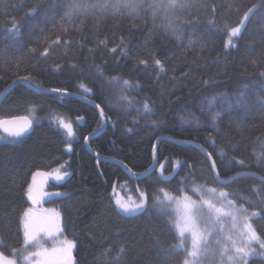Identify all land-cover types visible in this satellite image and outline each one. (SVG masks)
<instances>
[{
	"label": "trees",
	"instance_id": "16d2710c",
	"mask_svg": "<svg viewBox=\"0 0 264 264\" xmlns=\"http://www.w3.org/2000/svg\"><path fill=\"white\" fill-rule=\"evenodd\" d=\"M208 2L231 4L232 8L219 12L216 19L219 24V18L227 14L232 26L242 18L247 8L253 4L258 6L251 21L246 22L247 28L238 41V48L225 49L226 31L222 24L213 28L209 24L212 14L204 9L191 11L190 16L196 19L190 25H182L183 36L177 39L164 31L153 30L150 19L147 25L149 31L146 32L143 20L113 19L111 16L102 18L98 27L99 18L81 17L84 23L80 24L77 20L73 25H66L70 31L64 35L58 25L65 5L58 0H6L0 7V49L4 44L12 43V33L8 30L12 27L13 17L22 23V36L18 37L22 44L20 50L0 52V77H3L0 79V92L18 76L30 74L32 82L41 84L45 89H67L72 94L61 99L56 93L39 94L17 85L0 100V118L28 115L34 121L32 131L21 142L0 141V216L11 221L10 227L6 223L0 224V237L4 241L0 250L3 253L15 258L22 256L21 215L30 204L23 188L32 183L33 173L37 170H51L61 164H65L70 175L47 188L63 191L53 204L62 212L64 233L75 239V264H106L101 253L108 245L118 248L121 244L126 246L127 264H176L182 260L183 251L174 252L171 247L179 241L175 228L168 223L172 215L170 210L166 208L161 214L159 209L153 208V197L161 194L160 188L175 194L187 193L199 199H209L216 207H222L224 202L228 211L232 209L227 202L233 200L235 207L243 205L248 209V223L264 238V218L251 215L259 207L258 197L253 195L252 189L254 186L264 188L258 178L264 176V164L257 161V156L264 153V80L259 78L256 67L251 63L264 55V0ZM37 4L41 11L59 10L49 13L57 22L55 27L49 25V30L44 33L49 43L61 35L62 40L71 39L73 43L84 37L85 46L70 49L61 46L55 52L50 49L53 59L47 64H38L29 49L36 47L43 51L46 45H38L36 40L43 37L38 30L30 34V29L41 17L28 16L29 8L21 7ZM176 15L183 16L180 12ZM183 19L188 17L183 16ZM132 24L138 27L130 28ZM77 27L82 31L73 30ZM149 32L152 34L150 40L147 39ZM121 39L127 45L125 51L130 49L126 58L120 54ZM189 39H193L196 46L185 55ZM98 40H106L107 49L99 46L94 55L90 54L88 49L96 47ZM201 41L208 44L203 51L199 47ZM112 47H117L116 54L110 51ZM150 53L164 63V73L155 69ZM200 57L212 63L205 66ZM140 59L149 61L147 73L143 71L145 66L138 64ZM217 60L219 66L215 63ZM55 63L62 64L63 70L52 71ZM72 64L79 67L74 69ZM185 64L189 66L184 67ZM93 65L100 66L105 77L119 75L134 84L138 82L140 87L123 93L134 103L129 106L127 101L122 100L120 90L115 86L105 82L102 88V81L97 78ZM172 65L176 66L175 72ZM81 68L85 69L83 74ZM182 71L189 72V78L173 84V76L180 77ZM209 77H212L209 84L200 83ZM81 83L91 88L92 92L85 95L78 87ZM245 88L244 99H235ZM78 95L99 104L106 118L104 130L89 138L88 144L84 137L92 135L94 130L99 131L104 119L100 109ZM224 96L229 100L219 99ZM145 97L155 104V116L147 119L143 117ZM212 97L218 99L210 110L207 101ZM137 109H140V115ZM215 112L220 113L215 125L219 132L212 124ZM181 116L189 120L195 116L198 122L182 124ZM57 117H67L72 121V136L58 125ZM78 117H83V120H78ZM153 119L163 123L153 128ZM134 120H139V124H134ZM198 126L199 130H194ZM209 132L212 133L211 139ZM212 139L215 140L214 145ZM68 143L72 145L71 151L67 149ZM153 145H156L155 158ZM221 149L227 153L223 157L219 156ZM207 153H211L212 159L216 160L221 180L236 177L237 173L239 178L227 185L218 183ZM176 160L182 166L191 167L177 169ZM238 160H244L245 166L238 164ZM161 164L164 165L163 175L170 177L168 181L161 176ZM148 170L152 171L149 173ZM176 171L180 174L175 175ZM188 173L194 175L185 179ZM132 174L143 175L134 177ZM13 177L16 178L15 184L12 183ZM182 180L183 183L180 182ZM195 186H201V191H193ZM211 188H216L217 192H209ZM140 190L148 196V211L133 217L118 215L114 193L138 197ZM221 191L227 196L220 197ZM215 217V214L211 216L210 223L223 224L227 229L228 222L233 223L231 217L227 220ZM237 222L242 226L244 224L242 219ZM221 237L217 234V237L209 238L214 247L215 241ZM252 247L256 253L261 251L256 242ZM12 249L17 250L15 256ZM218 260L216 257L212 264ZM249 264H264V258L253 254L249 257Z\"/></svg>",
	"mask_w": 264,
	"mask_h": 264
},
{
	"label": "snow or ice",
	"instance_id": "6c2138e0",
	"mask_svg": "<svg viewBox=\"0 0 264 264\" xmlns=\"http://www.w3.org/2000/svg\"><path fill=\"white\" fill-rule=\"evenodd\" d=\"M6 3V0H0V7H2ZM58 3H63L65 5L62 15L60 17L59 28L64 35L69 34V28L66 25H73L77 20L80 21V24L84 23V20L81 19L87 18L89 16L99 18L97 19L96 26L98 27L102 22V18L111 16L113 19L118 17H126L129 20H143L145 22V31L148 30V22L149 19L151 21V26L153 30L156 31H164L170 35L175 36L177 39H181L183 36L182 25L184 24H192L193 18L190 16V13L193 9H204L206 11H210L212 14V19L209 20V24L213 28H217L222 24L224 31L227 33V41L224 45L225 49L228 50L230 48H238V41L243 38L244 30L247 28V23L250 22L252 16L254 15V10L257 9V5L253 4L252 7L247 8L246 11L243 12L242 18H240L235 26H232L227 20V14L221 16L219 18V24L217 22V14L222 12L225 8L231 9V4H223V3H209L208 0H94V2H89V0H58ZM27 6L29 11L26 13L28 16H39L41 19L37 22L33 29H30V34L34 31L39 32L40 37L43 39H37L36 43L39 45L41 43L46 46L43 48V51H39L38 48L33 47L29 49V52L33 54V59L37 61V63L47 64L49 60H52L53 57L50 53L55 52L57 48L63 46L65 49H70L72 47H80L83 48L84 45V37L75 43L71 39H61V35H57L56 39L48 42V38L44 37V33L49 30L48 26L53 25L56 26V19L54 16L49 15L50 12L59 11L58 9H46L41 11L40 6L37 5H22L21 7ZM264 6V5H262ZM239 11V8L236 9ZM180 12L183 16H187L188 19L184 20L183 16H177L176 13ZM7 15V13H5ZM12 27L8 31L12 33L11 44H4L3 48L0 49V52L7 51H19L22 47L20 39L18 37L22 36V23L13 17L11 21ZM138 27L137 24L130 25V28ZM73 30H80L81 28L77 27ZM131 34V33H130ZM9 37H5L8 39ZM147 39H152V34L149 32ZM99 46H103L104 49H107V41L106 40H98L96 47L89 48L88 52L90 54H95L97 48ZM196 46V42L193 39H189L187 45L185 46V55L191 49ZM120 54L123 57H127L130 49L125 51L127 45H124L123 39L120 41ZM200 49L203 51L208 47L207 42L201 41L199 43ZM117 47H112L110 51L113 54L117 53ZM151 58L154 62L155 69H158L159 72L164 73V63L155 57V54H151ZM170 59V58H169ZM202 63L207 66L212 63L211 61L205 59L204 57H200ZM195 63V61H193ZM216 65L219 66V61L217 60ZM253 66L256 67L258 76L261 80H264V55H262L259 60H253L251 62ZM139 65L145 66L143 71L147 73L149 71L148 64L149 61L147 59H140L138 61ZM35 66V65H34ZM74 69L79 67L76 64L71 65ZM96 68V76L98 79L102 81L101 87L103 88V83H107L110 86H115L119 88L121 93V99L127 101L128 105L131 106L134 102L130 100L127 96L123 95L129 89L140 87L139 83H133L129 79H123L119 75L105 77L103 70L100 66L93 65ZM188 64H185L184 67H188ZM154 69V70H155ZM63 70V65L60 63H55L52 71L60 72ZM173 72L176 71V66L172 65ZM81 74L85 72V69H80ZM88 75L91 77V70H88ZM166 75V73H165ZM190 76L189 72L182 71L180 73V77L173 76L172 83L177 84L181 81V79H188ZM3 77H0L2 79ZM159 79V76H157ZM212 77L208 79H202L200 83L207 85L209 84ZM17 85H22L27 87L31 91H34L39 94H47V93H56L60 96L61 99L65 95H69L67 89L61 88H52L45 89L39 83H33L31 75L18 76L16 79L12 80V82L2 91L0 92V97L6 96L7 93ZM80 89L83 90L85 95L92 92L91 88H88L85 84L81 83L78 85ZM245 90H242L235 99L243 100L245 96ZM218 97H212L207 101L209 109L214 106L215 101ZM222 101L229 100L228 97H219ZM135 103H139L136 101ZM96 108L100 109L101 117H104V110L100 107L99 104L95 105ZM155 104L151 102L149 98L145 97L143 102V117L147 119L148 117L155 116ZM137 114L140 115V109H137ZM78 120H83V117H78ZM180 121L182 124H189L192 122H198V118L193 116L191 120L188 118L181 116ZM220 119V113L215 112L212 114V124L214 130L219 132V128L215 127L216 122ZM56 122L59 126L65 128L69 135H72V126L70 123L66 122L63 117H57ZM134 124H139V120H134ZM163 121H157L153 119L151 121V126L153 128L158 127L162 124ZM33 128V120L29 119L28 116H13L10 118H2L0 119V130L6 135H0V141H7L9 143L15 144L21 142V140L29 133L30 129ZM199 130V126L194 129ZM98 130H94L93 135ZM131 131V129H129ZM209 138H212V133H208ZM85 141L88 140V137H84ZM159 139V138H157ZM213 145L215 144V140L212 139ZM202 147V146H201ZM72 145L71 143L67 144L68 151H71ZM235 150V149H234ZM206 152V149H204ZM227 153L221 149L219 152V156L223 157ZM156 155V145H153V157ZM208 159L211 160V169L214 173V179L220 183L227 185L232 182L234 179L239 178V173L236 174V177H229L227 180H221L220 173L217 170L216 160L212 159V154L207 153ZM235 159V157H233ZM258 164H264V153H261L257 156ZM241 166H245L244 160L236 161ZM126 167V166H125ZM175 167L177 169L181 167H191L190 165H181L179 160H176ZM60 169H64L62 172ZM161 176H163L164 181H168L170 177L164 176V165H160ZM54 173H56V179L62 180L64 177L70 175L64 165H61L60 168L54 169ZM149 173L152 170H148ZM40 173H33V181H35V176ZM179 171L175 172V175H179ZM255 176V173H250ZM143 175V174H142ZM188 175H194V173H188L185 176V179ZM261 184L264 185V176L258 177ZM16 178H12V183L15 184ZM181 183L184 180L180 181ZM23 188V185H21ZM13 189H9L12 191ZM24 194L28 197L29 200H32L33 203H36V194L34 192V183H28L26 188H23ZM115 192V186L113 188ZM193 191H201V186H195ZM209 192L215 194L217 192L216 188L208 189ZM160 193H163V198L160 195H155L153 197V208L159 209L161 214H164L166 208L169 206L171 202H175L181 211L179 212L178 219L169 220V224L175 228L176 236L178 239V243L172 245V250L174 252L183 251L184 255L182 260L176 262V264H212L216 257L219 258L218 264H249V257L253 254L259 255L264 258V238L257 233V231L252 227L250 223H248V209L241 205L240 207H235V201L229 200L227 203L229 207L232 209L231 211L224 212L221 208H217L215 204L209 199L201 198L200 202L194 201L191 197L185 195L182 198H176L170 195L166 189L160 188ZM252 193L254 196L258 197V210L251 213L252 216H261L264 218V188L254 186L252 189ZM54 195L60 196L62 194L55 193ZM220 197H226L227 193L221 191L219 193ZM246 199V198H245ZM148 196L145 192L140 193V197L138 202L127 203L122 201L121 199H115V209L117 210V214L123 217H133L138 214H142L145 211H148L147 208ZM11 203V200H9ZM249 204L252 201H248ZM206 206L209 211V219L211 216L215 214L219 217L221 214L225 216L231 217L233 221V229L236 228V221L242 219L244 221L243 229L237 233L236 238H233L232 235H226L223 237V241L221 239H217L215 241L216 247L212 246V241L209 239L211 233L207 229H202L200 227L201 220V210ZM8 224L9 227L11 225L10 219L5 218L4 216H0V224ZM21 225L23 229V240L24 244L28 245L30 242L35 243L38 230L33 227V219H32V210L30 208L24 209L21 215ZM55 232L60 233L63 229L59 225H54ZM19 232V229L17 230ZM43 231L47 232L49 236H53V226L44 228ZM119 232V230H117ZM253 242H256L259 245V249L261 250L259 253H256V249L252 247ZM4 241L3 237H0V246H3ZM62 248L60 251L64 253V264H72V250L75 247L74 241L65 240L63 242ZM113 252L115 255L113 256ZM17 253L16 249H12V255L15 256ZM30 256L41 257L44 256V252H35L30 253ZM102 256L105 257L106 264H127L125 257L127 256L126 246L121 244L117 247L113 245H108L107 248L101 253ZM111 257V259H108ZM25 260L28 257H24ZM0 264H16L14 259H9L6 257L3 252H0ZM37 264H42V262L38 261Z\"/></svg>",
	"mask_w": 264,
	"mask_h": 264
},
{
	"label": "rangeland",
	"instance_id": "374dc122",
	"mask_svg": "<svg viewBox=\"0 0 264 264\" xmlns=\"http://www.w3.org/2000/svg\"><path fill=\"white\" fill-rule=\"evenodd\" d=\"M66 122L70 123L72 126V135L74 133V126L72 125V121L67 118L63 117ZM0 135H4L1 130H0ZM70 135V136H72ZM64 165L65 164H61ZM61 165L56 166L54 169L60 168ZM54 169L51 170H37L35 173H40L35 176V181H33L32 178V183H34V192L36 194V203H33L32 200L30 201L29 206L27 207L32 210V219H33V227L38 230L36 242H30L28 245H23L22 249V256L21 258H15L12 256H7L5 253H3L6 257L9 259H14L16 261V264H37L38 261L42 262V264H64V253L60 251L62 248L63 242L65 240L68 241H74L71 236H68L67 234L64 233V231L60 233L55 232L54 225H59L63 229V217H62V212L61 210L53 204V200L62 196H56L54 195L55 193H60L63 194V191L59 188H50L48 189V186H53L54 183L59 182L60 180H57L56 173H54ZM61 172L64 169H60ZM145 192L144 190L139 191V196H123L119 192L114 193V202L115 199H121L124 202L127 203H133V202H138L140 193ZM167 192L172 195L173 197L176 198H182L183 196L187 195L191 197L192 200L200 202L201 198L193 197L190 194L183 193V194H175L173 192H170L167 190ZM161 198H163V193L160 194ZM224 202L222 207L218 205L219 208H221L224 212H227L228 208H224ZM217 207V208H218ZM168 210H170L171 219H178L179 212L181 209L178 208L177 204L175 202H171L169 206L167 207ZM201 220H200V227L202 229H207L211 235L209 238L213 239L217 237V234L220 235V239L223 241V237L226 235H232L233 238H236L237 233L243 229L242 225H239L238 222L236 221V228L233 229V223L228 222L229 226L228 229L224 227L222 224H212L210 223L209 219V211L206 206H204L201 210ZM224 216V217H222ZM228 219L229 216H225L221 214L219 217H215V219ZM225 223V221H224ZM53 226V236H49L47 232L43 231L44 228ZM210 239V240H211ZM214 243L212 242V246ZM214 247V246H213ZM75 248H76V242H75V247L72 250V264H75ZM0 252H2L0 250ZM35 252H44L45 255L41 257L37 256H30V253H35ZM28 257L27 260L24 259V257ZM213 264H218L216 263Z\"/></svg>",
	"mask_w": 264,
	"mask_h": 264
},
{
	"label": "water",
	"instance_id": "95a60500",
	"mask_svg": "<svg viewBox=\"0 0 264 264\" xmlns=\"http://www.w3.org/2000/svg\"><path fill=\"white\" fill-rule=\"evenodd\" d=\"M69 93V92H68ZM69 95H72L71 93L69 94ZM4 97V96H3ZM3 97H0V100L3 98ZM78 97H80V98H82V99H84V100H86L87 102H89V103H91V104H93V105H96L97 103L96 102H94L92 99H89V98H86V97H84V96H80V95H78ZM16 116H28V115H16ZM11 117H13V116H11ZM29 117V119H32L30 116H28ZM2 118H10V117H2ZM2 118H0V119H2ZM103 119H104V124H103V127L99 130V131H97V132H95V134L93 135H89V137H88V139L89 138H92V137H94V136H96V135H98V134H100L103 130H104V128H105V126H106V118H105V116L103 117ZM33 120V119H32ZM33 127H34V121H33ZM33 129V128H32ZM32 129H30V131H29V133L32 131ZM1 132H2V130H1ZM3 133V132H2ZM4 134V133H3ZM4 135H6V134H4ZM86 143L88 144V140L86 141ZM120 163H122V162H120ZM123 165H125L124 163H122ZM130 173H132V172H130ZM134 177H140V176H142V175H135V174H132Z\"/></svg>",
	"mask_w": 264,
	"mask_h": 264
}]
</instances>
